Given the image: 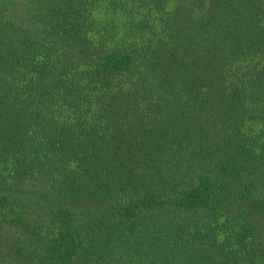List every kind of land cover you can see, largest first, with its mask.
<instances>
[{"label":"trees","instance_id":"16d2710c","mask_svg":"<svg viewBox=\"0 0 264 264\" xmlns=\"http://www.w3.org/2000/svg\"><path fill=\"white\" fill-rule=\"evenodd\" d=\"M264 264V0H0V264Z\"/></svg>","mask_w":264,"mask_h":264},{"label":"rangeland","instance_id":"374dc122","mask_svg":"<svg viewBox=\"0 0 264 264\" xmlns=\"http://www.w3.org/2000/svg\"><path fill=\"white\" fill-rule=\"evenodd\" d=\"M20 264H24V261H21Z\"/></svg>","mask_w":264,"mask_h":264}]
</instances>
